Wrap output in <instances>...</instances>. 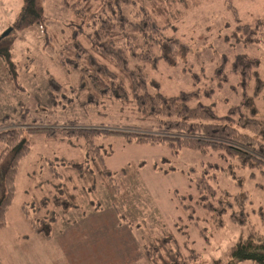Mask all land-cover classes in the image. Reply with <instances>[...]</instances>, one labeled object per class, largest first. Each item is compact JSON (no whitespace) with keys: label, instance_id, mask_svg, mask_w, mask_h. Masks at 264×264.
I'll list each match as a JSON object with an SVG mask.
<instances>
[{"label":"rangeland","instance_id":"374dc122","mask_svg":"<svg viewBox=\"0 0 264 264\" xmlns=\"http://www.w3.org/2000/svg\"><path fill=\"white\" fill-rule=\"evenodd\" d=\"M190 2L195 4L184 11L183 18L175 23L176 29H168V34L177 36L184 49H179L175 63L161 58L155 65L144 63L147 80L157 82V87L150 83L148 87L151 92L158 90L164 95H174L180 91L194 92L188 100L189 105L208 104L217 114H223L239 101L242 88L237 83L239 76L229 70L230 64L226 65L225 70L227 81L218 85L214 70L221 57L227 63L238 53L254 57L257 60L254 70L264 80V0ZM21 3L22 0H0V38L2 32L9 29L3 37L11 42L12 59L18 73V85L15 86L8 79L0 60V124L36 123L45 127L47 124L60 125L67 118H75L80 127L118 130L135 125L137 128L157 129L156 117L142 119L139 114L133 113L130 104L124 107L122 103L112 101L105 108L102 104L80 108L78 99L88 96L89 92L88 88L78 90L82 70L60 62L61 59L74 58V52L64 51V47L74 41L82 43L95 54L85 34L73 35L79 18L74 17L63 0H43L44 19L39 24L16 28ZM237 26L258 28L261 40L245 41L243 30L238 32ZM86 30L87 26L84 32ZM110 67L115 69L112 65ZM51 77L61 84V90L50 86L48 80ZM253 82L254 78L251 84ZM125 84L127 86V81ZM55 95L63 104L68 102L64 97L73 98L74 102L64 106L51 104ZM256 103H261L258 97ZM99 120H103V123ZM101 124H107V127ZM81 141L75 140L77 144ZM111 144V153L105 161L114 171L115 185L118 182V187L114 185L115 192H111L105 182L95 175L96 197L100 202L101 196L111 201L115 214L113 204H117L123 219L129 221L138 232L141 248L143 245L150 247V250L156 248L154 258L157 263H160L158 258L164 263L168 261L164 257L176 260L194 255L199 261L219 259L223 264H251L249 260H234L229 251L241 234L252 230L264 235V223L258 213L259 208L264 213V167H254L255 176L249 173L250 168H242L233 172L235 178L219 177V189L231 195L223 197L220 207L226 211L218 219L204 205L209 198L203 200L194 183L195 177L200 174L202 155L188 148L172 152L170 147L164 145L127 144L122 137ZM87 151L83 144L72 146L65 142L58 143L47 139L42 133H33L30 152L19 162L16 192L10 211H19L21 215L23 202L39 200L53 193L51 183L43 180L48 175V169L45 170L48 159L53 158L56 164L59 160L90 164ZM261 154L264 155V152ZM154 164L172 169L159 171L153 168ZM60 171L65 173L63 169ZM215 172L219 174L217 170ZM235 193L238 196L236 200L246 204L248 217L245 224L236 222L230 216V213L237 214V209L228 205ZM86 196L81 194L77 201L86 199ZM56 213L58 218L60 211L56 209Z\"/></svg>","mask_w":264,"mask_h":264},{"label":"trees","instance_id":"16d2710c","mask_svg":"<svg viewBox=\"0 0 264 264\" xmlns=\"http://www.w3.org/2000/svg\"><path fill=\"white\" fill-rule=\"evenodd\" d=\"M42 1L22 0L15 27L21 29L39 24L44 19ZM63 3L74 17L79 18L73 35L85 34L89 47L96 54L82 43L74 41L64 47V51L75 53L74 58L60 60L62 64L82 70L78 90L88 88L89 92L88 96L78 99L80 108L101 104L105 108V105L112 101L122 103L124 107L130 104L129 108L142 119L156 117L157 129L137 128L135 125L118 130L80 127L74 121L75 118H67L66 122L60 125L47 124L45 127L36 123L18 122L12 126L0 124V229L7 225L6 215L15 196L19 162L30 152L32 134L36 132L58 143L65 142L72 146L83 144L88 150L87 156L90 155V164L75 160H59L56 164L53 158L48 159L45 169H48V175L43 180L51 183L53 193L50 196L44 195L39 200L30 199L20 206L22 218L30 230L43 239L51 238L52 226L57 218L56 209L60 214L84 204L100 209L101 202L95 194V175L105 182L111 192H115L114 171L107 166L105 160L111 153V143L118 137H122L127 144L164 145L170 147L172 152L188 148L202 155L200 174L195 177L194 183L201 198H209L204 205L219 219L226 211L220 207L223 197L231 195L230 192L219 189V177L222 175L235 178L233 172L242 168H250L249 173L255 176L253 168L264 167V155L261 154L264 152V80L257 70H254L257 60L242 53L236 54L230 63L221 57L214 70L218 85L227 81L225 70L226 65L230 64L229 70L239 76L237 83L242 88V96L223 114H217L208 104L189 105L188 100L194 92L180 91L174 95H164L158 90L151 92L148 84L157 87V82H149L144 72V63L155 65L160 58L171 63L177 61L178 51L182 47L184 49V46L177 36L168 34V29H176L175 23L183 18L184 11L194 5V2L63 0ZM228 5L230 7L229 3ZM233 12L235 13V10ZM86 26L87 30L84 32ZM237 29L238 32L243 30L245 41L261 40L258 28L237 26ZM4 37L0 38V60L8 79L17 86L18 73L12 59L11 42ZM253 78L254 82L251 84ZM48 81L55 90L62 89L56 79L51 77ZM257 97L261 101L260 105L256 103ZM64 100L68 102L63 104L55 95L51 104L64 106L74 102L73 98L64 97ZM106 125L101 124L103 127H107ZM111 137L114 138L110 141ZM79 139L82 141L77 144L75 140ZM153 168L159 171L172 169L157 164H154ZM61 169L65 170V173H62ZM232 181L239 186L236 181ZM115 186L118 187V182ZM262 188L264 190V183ZM81 194H87L86 199L77 201ZM235 197H238L237 194H232V201L229 200L228 205L235 207L237 214L230 213V216L236 222L245 224L248 217L246 204L237 201ZM113 206L118 217L131 226L129 221L123 219L122 212H118L117 204L114 203ZM258 213L264 223L261 208ZM142 248L149 264H223L219 259L210 262L199 261L194 255L176 260L164 257L168 260L164 263L156 257L160 260V263H157L154 258L156 248L150 250L146 245ZM229 255L234 260L264 264V235L252 230L245 235L241 234L231 245ZM0 264H3L1 258Z\"/></svg>","mask_w":264,"mask_h":264},{"label":"crops","instance_id":"0c3cea01","mask_svg":"<svg viewBox=\"0 0 264 264\" xmlns=\"http://www.w3.org/2000/svg\"><path fill=\"white\" fill-rule=\"evenodd\" d=\"M100 200V210L85 204L60 214L48 240L32 233L9 207L7 225L0 229L3 264H148L138 232L115 214L111 201Z\"/></svg>","mask_w":264,"mask_h":264},{"label":"water","instance_id":"95a60500","mask_svg":"<svg viewBox=\"0 0 264 264\" xmlns=\"http://www.w3.org/2000/svg\"><path fill=\"white\" fill-rule=\"evenodd\" d=\"M9 29H6L4 32H2L1 37L5 36L8 33Z\"/></svg>","mask_w":264,"mask_h":264}]
</instances>
